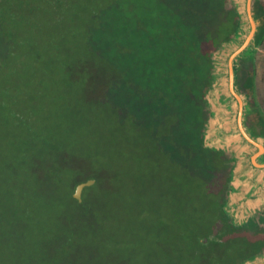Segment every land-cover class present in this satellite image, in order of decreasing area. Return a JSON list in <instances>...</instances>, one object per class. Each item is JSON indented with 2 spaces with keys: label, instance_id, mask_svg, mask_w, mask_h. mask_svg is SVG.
I'll return each instance as SVG.
<instances>
[{
  "label": "trees",
  "instance_id": "trees-1",
  "mask_svg": "<svg viewBox=\"0 0 264 264\" xmlns=\"http://www.w3.org/2000/svg\"><path fill=\"white\" fill-rule=\"evenodd\" d=\"M252 11L257 31L236 60L235 86L246 131L264 142V0ZM244 28L233 0H0V147L9 151L0 161V252L9 264H26L29 236L38 243L54 232L67 235L69 264L79 262L68 238L78 232L100 238L87 246L99 264L264 261V207H249L243 221L232 213L238 154L206 144L215 54L241 45ZM108 176L120 203L95 197ZM91 179L79 203L75 190ZM44 205L53 206L49 219ZM91 206L102 222L88 218ZM119 231L126 240H112ZM38 254L35 264L60 261L49 249Z\"/></svg>",
  "mask_w": 264,
  "mask_h": 264
},
{
  "label": "rangeland",
  "instance_id": "rangeland-1",
  "mask_svg": "<svg viewBox=\"0 0 264 264\" xmlns=\"http://www.w3.org/2000/svg\"><path fill=\"white\" fill-rule=\"evenodd\" d=\"M233 1H234V3H237L238 10H239L241 17H242V20L245 24L244 33H245L246 37L244 39L242 38L243 41H242L241 45L237 46L238 43L237 44L235 43L232 46H230V45L226 46L221 51H218L215 54V59H216V63H217L216 65L218 67L217 71L215 72L216 73V82L214 84L213 89L210 91V94H209V101H210L211 109H212L214 115H213V119L211 120L210 124L208 125L206 144L209 147H219V146L228 147V149H231L232 151H234L237 154L240 151L242 153V156H240V157L238 156L239 159H238L237 165H236L237 172H236V176H235V180H234L235 181L234 187H235V189L239 190V192L235 193L233 195L232 200H233L234 206L232 207V213L234 214V216L238 220L243 221L242 214H244V210H243V212L240 210L246 206V202H245L246 198H245V194H244L245 191L242 190V188L244 187V182H245V178H246L245 176H247L246 171L249 170V172H250L252 170L251 165H254L256 168H259L258 165L260 163H258L257 158L252 161L251 155H249V154H247L245 158L243 156V153L245 151L253 150V152H255L258 147L257 146L253 147L252 145H249V142L244 138V136L242 135V133L239 129V125H238L239 104H238L236 98L231 94L230 88H229V85H230V72H229L230 58L238 49H240L244 45L245 41L247 40V38H248V36L252 30V26H251V23L249 20V14H248V0H233ZM252 2H254V0H252ZM252 7H253V3H252ZM250 45H249V47H250ZM247 49H246V51H247ZM124 53L126 55L135 56L138 53V51L134 55L131 53H127V52H124ZM256 62H257L258 94H259V99H260L261 104H262L263 109H264V45L259 47V49H258V53L256 54ZM235 63H236V61H235ZM242 99H243V97H242ZM243 101H244V99H243ZM235 108H236V110L234 111ZM244 109H245V102H244ZM0 145H1V142H0ZM72 148H73V151H74V149L78 150V147H76V146H73ZM128 149L132 151L134 148H132L130 146ZM8 152L9 151L7 149L0 147V161H3L4 159L6 160V155ZM149 167L153 168L154 166L150 165ZM133 169H135L134 165H129L127 167V170H129V171L133 170ZM235 171H236V169H235ZM253 172L251 171L250 173H253ZM104 186H105V190L101 189L102 192L95 193L96 194L95 197L99 201V203L102 202V199H103L102 195H109L110 196V202L116 200L117 202L120 203L119 197H118L119 192L117 193V191L115 190V186L113 185L112 182H110V176H108L106 178ZM93 195H94L93 192L87 193L88 197L93 196ZM144 199L146 202H154L152 200L153 198L149 194L145 195ZM144 199L140 195V196H138L137 201L140 200L141 205H143ZM136 205H138V204H136ZM52 207L53 206H50V205L48 207L46 205L43 206V211H42L43 214L42 215L45 219H49L48 216H52V213L50 212L51 211L50 208H52ZM147 207H148V204H147ZM62 209L66 210V211L72 210L71 208H68L67 206H65V207L63 206ZM89 212H90V214H89L88 218L91 215V218L95 217L98 220V222H99V218H100V221L102 220V218H103L102 211H100L99 206H94V207L91 206V210ZM54 218L59 219V218H61V216H59V214L56 215V213H54ZM54 234L49 233V234L40 235V238L37 239V240H40V242H38V243L33 242V240H35V238H34L35 236H29L28 241L32 240V242H24L25 245L23 247L22 259L24 261H27L26 264H33L34 262H36V257L39 255L38 254L39 250L48 251V249L51 251V253H53V254L57 253V255H59L60 261L57 262V264H60V262L63 263V261H65L66 264L68 263V261H69L68 258H70L71 256L65 255V254L69 253L68 252L69 248L66 245H63V246L61 245L62 239H65V236L67 237V235L63 236V234H64L63 232H54ZM88 235L87 234L86 235L80 234L78 232L76 235L72 234L71 237H68V238H71L72 240L74 239V241L78 243L76 253L80 255L81 259L79 258V256L75 252H73V253L71 252L72 256H74L79 261V262H77V264H85L84 261L88 256H90V257L92 256V258H90V259L93 262H95V263L92 262L93 264L101 263L100 262V260H102L101 255H97V257L95 258V257H93V255H88V251H87V246L91 247V248L97 247V244L99 243L100 238L95 237V236H91V235L88 236ZM117 235L119 237L114 236V237H112V240L119 241L120 240L119 238H123L124 236H126L124 231L117 232ZM123 240H126V237H124ZM46 244H47L48 248L46 246H44ZM100 249H101V254H102L103 249L102 248H100ZM62 253H64V254H62ZM10 261L11 260H10L8 254L6 253L5 250L2 253L0 252V264H9Z\"/></svg>",
  "mask_w": 264,
  "mask_h": 264
},
{
  "label": "water",
  "instance_id": "water-1",
  "mask_svg": "<svg viewBox=\"0 0 264 264\" xmlns=\"http://www.w3.org/2000/svg\"><path fill=\"white\" fill-rule=\"evenodd\" d=\"M252 3H253L252 0H248V14H249V20H250V23L252 26V30H251V33L249 34L247 40L245 41L244 45L240 49H238L230 58V62H229L230 85H229V88H230L231 94L236 98V100L239 104L238 125H239V129H240L242 135L250 144L257 146L260 150V153H263L264 147L262 145H260L258 142H256L248 134V132L246 131V129L244 127V124H243L244 101L242 99V96L236 90V86H235V61L238 60L240 58V56H242L245 53L246 49L249 47L251 42L254 40L255 34L257 31V25H256V22H255L254 17H253ZM256 158H257V156L253 157V160H255ZM95 184H96V180H94V179H91V180H88L84 183L79 184L75 190L74 195H73L74 199H76L79 203H82L84 191L88 188H91ZM253 264H264V263H253Z\"/></svg>",
  "mask_w": 264,
  "mask_h": 264
},
{
  "label": "crops",
  "instance_id": "crops-1",
  "mask_svg": "<svg viewBox=\"0 0 264 264\" xmlns=\"http://www.w3.org/2000/svg\"><path fill=\"white\" fill-rule=\"evenodd\" d=\"M255 141L264 147L263 140L258 139ZM249 145L256 147L255 145L250 143ZM247 154L251 155L252 161H253V157L257 156V161L258 163H260L259 165L258 164L257 165L259 166L260 169L256 168L254 165H251V169H252L251 171L254 172L250 173L251 171L250 172L249 170H247L248 172L246 171L247 176H245L246 178L244 182V187L242 188V190L245 191L244 194L246 198L245 199L246 206L240 210L242 212L244 210V213L246 209H248L249 207H253L257 205L264 207V152L260 153L259 148H257L255 152H253V150L245 151L243 153L244 158L246 157ZM238 156L239 157L242 156L241 151L238 153ZM242 218H243V214H242ZM259 263H264V261H260Z\"/></svg>",
  "mask_w": 264,
  "mask_h": 264
},
{
  "label": "flooded vegetation",
  "instance_id": "flooded-vegetation-1",
  "mask_svg": "<svg viewBox=\"0 0 264 264\" xmlns=\"http://www.w3.org/2000/svg\"><path fill=\"white\" fill-rule=\"evenodd\" d=\"M239 159V158H238Z\"/></svg>",
  "mask_w": 264,
  "mask_h": 264
}]
</instances>
